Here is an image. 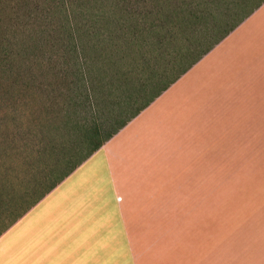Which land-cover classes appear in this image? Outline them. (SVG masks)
Wrapping results in <instances>:
<instances>
[{
	"label": "crops",
	"instance_id": "obj_1",
	"mask_svg": "<svg viewBox=\"0 0 264 264\" xmlns=\"http://www.w3.org/2000/svg\"><path fill=\"white\" fill-rule=\"evenodd\" d=\"M263 91L264 2L5 229L35 211L0 264H186L182 205L212 194L219 138L264 120L247 112Z\"/></svg>",
	"mask_w": 264,
	"mask_h": 264
},
{
	"label": "trees",
	"instance_id": "obj_2",
	"mask_svg": "<svg viewBox=\"0 0 264 264\" xmlns=\"http://www.w3.org/2000/svg\"><path fill=\"white\" fill-rule=\"evenodd\" d=\"M263 2L175 0L128 32L122 19L135 12L127 0H0V66L10 81L29 64L26 83L38 80L32 66L61 83L31 144L44 166L0 234ZM4 25L12 38H3Z\"/></svg>",
	"mask_w": 264,
	"mask_h": 264
},
{
	"label": "rangeland",
	"instance_id": "obj_3",
	"mask_svg": "<svg viewBox=\"0 0 264 264\" xmlns=\"http://www.w3.org/2000/svg\"><path fill=\"white\" fill-rule=\"evenodd\" d=\"M127 1L132 3L135 15L129 19L121 14L119 17L124 18L125 31L130 32L154 23L155 14L168 9L175 0ZM4 27L3 38H12L9 26ZM54 42L58 44L57 40ZM52 54H57L55 48ZM28 65L22 66L24 74ZM30 69L38 79L34 84L26 83L24 74L12 83L10 74L0 66V183L4 186L0 229L18 212L19 203L28 194L24 191L44 166L42 159L34 158L31 144L41 135L36 128L48 117L49 104L58 100L61 92L60 81L44 78L48 74L45 67ZM37 84L46 87L47 93L34 87ZM247 112L250 117L264 113V91L251 99ZM250 123L248 129V122L238 119L219 138L218 149L229 148V152L218 153V165H214L218 169V183L212 194L203 186L202 192L207 194L201 202L194 205L187 201L182 205L188 215L180 218L181 250L173 249L172 257L179 259L184 253L186 264H264V120ZM213 145L216 147L215 142ZM231 164L233 168L227 167ZM8 202L13 204L11 209L7 208ZM34 213L33 210L21 224L11 226L0 237V243L17 240L20 225ZM175 239H179L178 234Z\"/></svg>",
	"mask_w": 264,
	"mask_h": 264
}]
</instances>
